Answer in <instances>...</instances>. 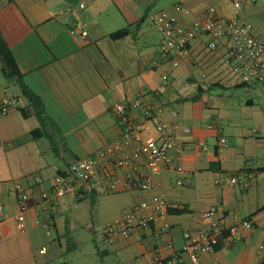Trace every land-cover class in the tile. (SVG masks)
<instances>
[{
  "label": "crops",
  "instance_id": "1",
  "mask_svg": "<svg viewBox=\"0 0 264 264\" xmlns=\"http://www.w3.org/2000/svg\"><path fill=\"white\" fill-rule=\"evenodd\" d=\"M234 1L0 0V95L16 98L0 117V264L56 262V255L75 248L73 237L70 246L63 239L82 220L101 238L92 255L100 256L101 264H150L155 257L180 254L187 229L209 228L204 212L212 207L218 209L215 218L224 213L226 224L238 227L243 238L223 236L214 251L201 254V261L264 264V89L240 83L219 53L206 48V36L194 40L191 55L173 66L162 56L163 35L149 17L169 10L189 25L199 12L215 6L223 15L238 13L264 36V0L243 1L240 8ZM177 3L185 9L177 10ZM78 23L87 34L77 30ZM126 27L129 34L111 37ZM4 53L16 70L7 67ZM20 77L41 98L43 110L26 95ZM215 88L223 92L213 94ZM140 91L147 102L163 106V118L183 145L171 150L173 160L154 176L155 186L55 196L59 173L122 136L113 106L131 104ZM133 114L142 117L141 109ZM143 170L148 172L146 166ZM234 174L236 183L230 180ZM222 176L224 181L217 182ZM155 194L177 205L166 218L168 231L155 233L159 221L149 232L111 242L105 238V223ZM21 202L27 205L24 227L18 218ZM247 219L251 225L244 223ZM186 264H192L188 257Z\"/></svg>",
  "mask_w": 264,
  "mask_h": 264
},
{
  "label": "built area",
  "instance_id": "2",
  "mask_svg": "<svg viewBox=\"0 0 264 264\" xmlns=\"http://www.w3.org/2000/svg\"><path fill=\"white\" fill-rule=\"evenodd\" d=\"M243 1L252 3L257 0H235L236 8ZM84 7L85 4L81 3ZM177 10L185 9L182 3H177ZM157 29L163 35L160 44L162 56L173 66L181 64L182 57L191 55V45L194 40L206 36V48L219 53L223 66L230 71L240 83L257 84L264 89V36L259 35L253 26L243 20L238 13L232 15L220 14L215 6L199 12L191 24H183L169 10H161L149 15ZM77 30L87 34L81 23ZM163 81L169 80L167 72L162 75ZM145 93L139 92L131 104L117 102L114 113L122 125V136L114 142L102 147L95 154L85 155L76 159L70 167L56 176L53 185L55 196L77 194L81 196L95 193H111L129 188L149 189L155 186L154 176L172 162L171 150L182 149L173 126L162 116V105L152 104L145 100ZM16 104V98L10 94L0 95V117L7 114ZM134 109H141V118H136ZM221 143L226 142L221 137ZM202 149L207 150L205 141H200ZM146 166L148 172H144ZM182 166L178 169L182 170ZM233 183L238 182L237 175H231ZM224 177L217 179L223 182ZM48 194L45 193V196ZM24 198V195H22ZM177 205L165 196L155 194L145 198L138 205L125 210L120 216L108 221L102 227V233L108 241L133 233L149 232L153 224L163 223L155 231L161 234L171 226L166 220L171 208ZM0 204V243L3 241L1 222L3 215ZM27 205L21 202L18 216L21 227L25 226ZM218 209L212 207L204 212V221L209 223L207 229H187L184 232L182 252L169 258L155 257L150 264H186V257L192 264H204L201 254L214 251L223 236L241 240L242 233L236 226L225 222L226 215L218 218ZM251 225V220L244 222ZM46 252V249H43ZM45 264H57L47 260ZM140 264V263H137ZM208 264H220L214 260Z\"/></svg>",
  "mask_w": 264,
  "mask_h": 264
},
{
  "label": "rangeland",
  "instance_id": "3",
  "mask_svg": "<svg viewBox=\"0 0 264 264\" xmlns=\"http://www.w3.org/2000/svg\"><path fill=\"white\" fill-rule=\"evenodd\" d=\"M262 18H264V13L261 14ZM264 21V19H263ZM155 27V26H153ZM157 31V30H156ZM155 31V32H156ZM157 35L160 37V33L156 32ZM240 92H244L243 89H239ZM220 92H223L222 88L219 89H212V93L219 94ZM70 211V210H69ZM68 215L70 214L67 213ZM95 214V212H94ZM93 214V215H94ZM92 219V218H91ZM84 220H82L81 223H83ZM79 224L78 227L74 225V230L72 233V236L69 238L66 236L63 239L64 245H71L72 240L76 243L75 248L70 249L67 254H59L56 255V262L65 264L66 262H71L72 264L82 263V264H101L102 258L96 257V259L92 258V255L95 254L94 251H96V244L95 240L101 241V238L96 235L91 229L89 230L88 227H85L84 225ZM58 236L57 230L55 227H53V237L56 238ZM74 238L71 240V238ZM97 255V254H96ZM95 255V256H96ZM94 256V257H95Z\"/></svg>",
  "mask_w": 264,
  "mask_h": 264
},
{
  "label": "trees",
  "instance_id": "4",
  "mask_svg": "<svg viewBox=\"0 0 264 264\" xmlns=\"http://www.w3.org/2000/svg\"><path fill=\"white\" fill-rule=\"evenodd\" d=\"M129 33H130V28L126 27V28H122V29H120V30H118L116 32H113L111 34V37L114 38V39H118V38H121V37L129 34ZM3 58L5 60V63L7 64V67H8V64H11L9 67H13V68H15V70L17 69V66H16L15 62L11 60V57L8 54L4 53ZM19 82H21L24 92L30 98V100L35 105V107L43 110L41 98L38 95H36L32 90L26 88V86L24 85L23 80L21 79V77L19 78ZM244 85H247V84H244Z\"/></svg>",
  "mask_w": 264,
  "mask_h": 264
}]
</instances>
